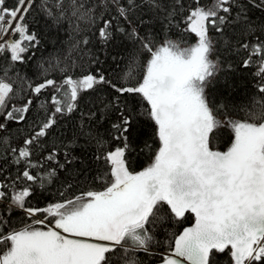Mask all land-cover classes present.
<instances>
[{
	"label": "snow or ice",
	"instance_id": "snow-or-ice-1",
	"mask_svg": "<svg viewBox=\"0 0 264 264\" xmlns=\"http://www.w3.org/2000/svg\"><path fill=\"white\" fill-rule=\"evenodd\" d=\"M256 93L264 0H0V264H264Z\"/></svg>",
	"mask_w": 264,
	"mask_h": 264
},
{
	"label": "trees",
	"instance_id": "trees-1",
	"mask_svg": "<svg viewBox=\"0 0 264 264\" xmlns=\"http://www.w3.org/2000/svg\"><path fill=\"white\" fill-rule=\"evenodd\" d=\"M47 47L51 48L50 42L47 44ZM37 55H39V53H37ZM255 74H256V66L255 65L247 67L243 71V75L247 76L249 79L251 78V76H255ZM240 91L243 92V89H241ZM256 97H257V101H256L257 103L260 102L261 100H264V95H261L259 93H256Z\"/></svg>",
	"mask_w": 264,
	"mask_h": 264
}]
</instances>
